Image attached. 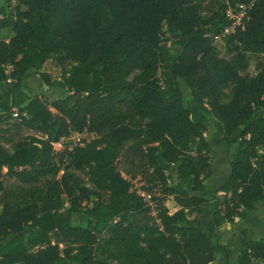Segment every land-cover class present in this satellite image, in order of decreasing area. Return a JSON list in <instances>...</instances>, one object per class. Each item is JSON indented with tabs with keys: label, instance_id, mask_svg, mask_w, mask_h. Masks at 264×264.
<instances>
[{
	"label": "trees",
	"instance_id": "obj_1",
	"mask_svg": "<svg viewBox=\"0 0 264 264\" xmlns=\"http://www.w3.org/2000/svg\"><path fill=\"white\" fill-rule=\"evenodd\" d=\"M250 1L0 5V242L11 237L0 264H215L218 254L228 264L231 248L209 238L200 217L212 212L219 229L264 201V0H254L243 30L223 39L229 58L213 37L227 25L228 6ZM249 55L261 62L246 83ZM50 62L59 81L40 72ZM27 76L61 83L66 95L49 104L30 96L20 83ZM10 79L17 83L3 91ZM177 79L196 108L184 106ZM228 83L235 88L222 103ZM203 112L220 124L222 141L237 145L214 192L204 184L214 160ZM72 133L84 135L82 146L55 152L52 144ZM78 215L91 224H73ZM236 252L237 264L264 261V237Z\"/></svg>",
	"mask_w": 264,
	"mask_h": 264
},
{
	"label": "rangeland",
	"instance_id": "obj_2",
	"mask_svg": "<svg viewBox=\"0 0 264 264\" xmlns=\"http://www.w3.org/2000/svg\"><path fill=\"white\" fill-rule=\"evenodd\" d=\"M5 0H0V5L4 3ZM14 5V2L11 3ZM102 16L105 21H110L111 17L108 13V11L103 7L102 9ZM11 33L9 28H6L3 30L4 36L7 38L8 35ZM216 50L218 52V55L221 58H229V55L227 53V47L225 46L224 41L214 43ZM261 62L260 56L255 55H249L248 56V64L245 71L241 73L242 77L244 78L246 83H250L251 80H253L256 75L258 74V63ZM40 72L42 73H48L52 80L59 81V73L60 70L57 68L52 62L48 63ZM31 74V73H30ZM138 74V71H135L132 75ZM32 75V74H31ZM132 79V76H130V80ZM13 82H16L15 79L6 81L4 83L3 89L5 90L8 87L11 86ZM23 89L29 94V95H38L41 97L47 104L50 103L52 100H57L63 96L66 95L65 90L63 89V86L61 83L58 84L56 87H47L45 84H43L40 80V78H34V76H27L24 77L23 80H21V85ZM174 84H177L182 91L183 95V104L188 109H194L196 108V103L194 102L191 92L189 88L185 85L184 81L177 79ZM235 88L234 84H226L221 89V102L222 103H228L229 100L232 98L233 90ZM207 109V108H206ZM204 117L207 120V130L204 133V137L208 140L211 149H212V172L209 174V179H205L204 184L207 188V190L214 192L220 183H222V180L224 178V175L226 171L228 170V162L233 158V153L236 148V144H226V142L222 141L223 131L220 126V124L207 112H203ZM256 116L260 117L261 112L257 111ZM239 134V131H236L231 139H235ZM70 139L67 144L65 145H73L78 144L79 142H82L83 136H76L74 133L70 134ZM227 151V153H225ZM233 155V156H232ZM214 176L217 177V180H214ZM209 180L211 183L214 184V186H210L209 184H206V181ZM169 185H173V180L168 181ZM139 187V184L136 182L134 184V189H137ZM216 196L219 199H223L224 195L222 193H217ZM145 201L148 204H152L150 201L149 196H145ZM207 209L211 208L212 205V197L207 195ZM167 201L165 202V206L168 208L170 212H172L176 206L174 202L172 201L171 197H167ZM255 212H252L246 216L245 219L236 221L233 225H225L220 227L219 229L215 228L211 224V219L209 217L208 211L204 212L201 215V224L202 229L204 232L208 235L210 238H216L218 236L225 237L230 248L233 246L239 245V239H243L242 237H247V239H253L258 240L262 237H264V201L261 203H258L254 205ZM73 224H91V221L85 219L84 216L78 215L74 216L72 220ZM28 231V230H26ZM11 239L9 237L5 241L0 242V247L6 244ZM244 240V241H245ZM243 241H240V243ZM235 244V245H234ZM219 255H216V261L218 259ZM66 264H77L73 263L71 261H68ZM264 264V263H263Z\"/></svg>",
	"mask_w": 264,
	"mask_h": 264
},
{
	"label": "built area",
	"instance_id": "obj_3",
	"mask_svg": "<svg viewBox=\"0 0 264 264\" xmlns=\"http://www.w3.org/2000/svg\"><path fill=\"white\" fill-rule=\"evenodd\" d=\"M253 2L254 0H251L248 3L228 6L225 9L224 17L227 21V25L221 30L218 35L213 37L214 43L223 41L224 38L232 35L237 30H243L245 23L249 20V12L253 6ZM204 106L207 107L206 104H204ZM74 135L84 137L83 134L74 133ZM69 139L70 136L66 138H61L59 142L53 143V150L55 152L62 150L63 146L68 143ZM76 145L82 146V143L79 142L78 144H73V146ZM142 196L144 195L142 194ZM150 205L154 207V205ZM152 214L155 216L156 211H152Z\"/></svg>",
	"mask_w": 264,
	"mask_h": 264
},
{
	"label": "crops",
	"instance_id": "obj_4",
	"mask_svg": "<svg viewBox=\"0 0 264 264\" xmlns=\"http://www.w3.org/2000/svg\"><path fill=\"white\" fill-rule=\"evenodd\" d=\"M12 36V34L10 33L9 35H8V37H7V39L5 40V41H7L10 37ZM24 78V77H23ZM23 78L21 79V80H23ZM34 78H35V76H34ZM36 78H38V76H36ZM10 80H12V79H10ZM9 81V80H8ZM14 83H17V82H13L12 84H11V86L14 84ZM20 83H21V81H20ZM10 86V87H11ZM21 86H24L23 85V83H22V85ZM10 87H8L7 89H5V90H3V91H8L9 90V88ZM30 96H35V95H30ZM38 96V95H37ZM53 101V100H52ZM52 101H50V102H52ZM233 156V155H232ZM210 172H212V170H211V167H210ZM227 177H228V170L226 171V173H225V175H224V178H223V180H222V183H220L219 184V186H221L222 184H224L225 183V181L227 180ZM209 179V178H208ZM214 180H217V177L216 176H214ZM206 184H209L210 186H214V184L213 183H211L209 180H207L206 181ZM218 186V187H219ZM217 187V188H218ZM173 201V200H172ZM263 202V201H262ZM261 203V202H260ZM256 204H258V203H256ZM256 204H254V205H256ZM177 209V207L172 211V212H174L175 210ZM255 212V211H254ZM252 213V212H251ZM208 214H209V217H210V219H211V224H212V226H214V224H213V221H212V212H210V211H208ZM250 214V213H249ZM200 224H201V222H200ZM201 227V229H202V226H200ZM215 227V226H214ZM203 230V229H202ZM204 231V230H203ZM207 235V234H206ZM208 236V235H207ZM210 238V237H209ZM217 238V237H216ZM243 239H239V241H237L236 243H238L239 242V244H241L240 243V241H243L244 242V240L247 238V237H242ZM221 243L223 244V245H225V246H227V244H228V242H227V240H226V238L225 237H222L221 236ZM235 245V244H234ZM227 247H229V246H227ZM238 247V244H237V246H233V248L231 247V255H230V258H229V261H228V264H237V252H236V248ZM219 256H218V259H217V261H215V264H225V258L221 255V254H218ZM264 263V261H258V262H255L254 264H263Z\"/></svg>",
	"mask_w": 264,
	"mask_h": 264
}]
</instances>
